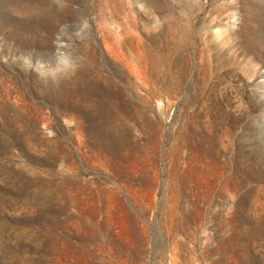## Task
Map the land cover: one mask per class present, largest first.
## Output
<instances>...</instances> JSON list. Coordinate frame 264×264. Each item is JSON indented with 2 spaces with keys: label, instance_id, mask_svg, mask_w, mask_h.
I'll list each match as a JSON object with an SVG mask.
<instances>
[{
  "label": "rangeland",
  "instance_id": "obj_1",
  "mask_svg": "<svg viewBox=\"0 0 264 264\" xmlns=\"http://www.w3.org/2000/svg\"><path fill=\"white\" fill-rule=\"evenodd\" d=\"M0 264H264V0H0Z\"/></svg>",
  "mask_w": 264,
  "mask_h": 264
},
{
  "label": "bare ground",
  "instance_id": "obj_2",
  "mask_svg": "<svg viewBox=\"0 0 264 264\" xmlns=\"http://www.w3.org/2000/svg\"><path fill=\"white\" fill-rule=\"evenodd\" d=\"M199 131H200V130H199ZM200 133H201V131H200ZM192 135H193V136H198V135H199V132L195 131ZM88 142H89V138H88V136H87V144H88Z\"/></svg>",
  "mask_w": 264,
  "mask_h": 264
}]
</instances>
